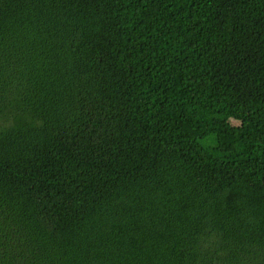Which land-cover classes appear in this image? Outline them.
Segmentation results:
<instances>
[{"label":"trees","instance_id":"1","mask_svg":"<svg viewBox=\"0 0 264 264\" xmlns=\"http://www.w3.org/2000/svg\"><path fill=\"white\" fill-rule=\"evenodd\" d=\"M0 264H264V0H0Z\"/></svg>","mask_w":264,"mask_h":264}]
</instances>
